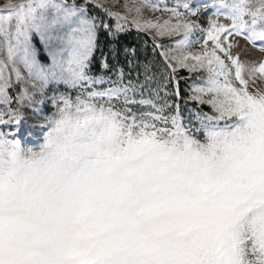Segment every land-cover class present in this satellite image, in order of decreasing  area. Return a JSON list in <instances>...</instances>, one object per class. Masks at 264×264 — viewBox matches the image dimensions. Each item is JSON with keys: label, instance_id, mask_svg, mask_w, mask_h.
<instances>
[{"label": "snow or ice", "instance_id": "6c2138e0", "mask_svg": "<svg viewBox=\"0 0 264 264\" xmlns=\"http://www.w3.org/2000/svg\"><path fill=\"white\" fill-rule=\"evenodd\" d=\"M257 49L264 0H5L0 264H264Z\"/></svg>", "mask_w": 264, "mask_h": 264}, {"label": "trees", "instance_id": "16d2710c", "mask_svg": "<svg viewBox=\"0 0 264 264\" xmlns=\"http://www.w3.org/2000/svg\"><path fill=\"white\" fill-rule=\"evenodd\" d=\"M99 11V10H96ZM102 15V13H101ZM146 39V36L143 33H137L135 30H132L129 33H125L121 39V42L123 44H127L133 47H136L141 50V60H144L145 57L148 60H152L153 57L151 55V41H148L147 48L144 47V41ZM107 41L104 39V37H101V47H104L106 45ZM189 74L185 70H181L177 74V79L179 81V88L181 92V111L182 113L187 116L192 110H199L202 109L205 112H211V109L207 105H199L196 102L190 101L187 99L189 96V86L193 79H188ZM193 78V77H192ZM174 89V84L169 85V91H172ZM51 111H54V109H51L48 114H51Z\"/></svg>", "mask_w": 264, "mask_h": 264}, {"label": "rangeland", "instance_id": "374dc122", "mask_svg": "<svg viewBox=\"0 0 264 264\" xmlns=\"http://www.w3.org/2000/svg\"><path fill=\"white\" fill-rule=\"evenodd\" d=\"M14 2H18V0H14ZM104 2L107 3V4H111L112 0H104ZM121 2H123V0H121ZM159 2L160 3L167 2L169 4H172L174 2V0H159ZM201 2H204V0H201ZM4 3H5V0H0V7H2ZM145 15L149 19H154L155 17L160 16L161 14L160 13L146 12ZM201 15H202V18L200 20V23L202 24V26H206V20L203 18L205 14L202 13ZM162 18L166 19L167 18V14H164ZM220 23L228 24V23H230V21H228V20L224 19L223 17H221L220 18ZM161 43L167 44L168 40L167 39L162 40ZM262 55H264V54H261L258 49L257 50H251L250 53L247 56H242V59H255V60H258ZM192 79H193V81L191 82V84L193 82H195V80H196L195 75H193ZM258 84L260 85L261 88H264V81H258ZM22 143H23V141H22ZM27 146L36 147V144H29Z\"/></svg>", "mask_w": 264, "mask_h": 264}]
</instances>
